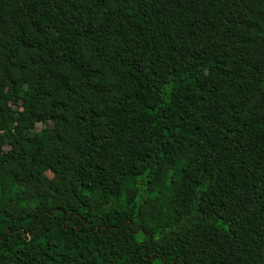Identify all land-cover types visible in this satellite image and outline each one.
<instances>
[{
  "label": "trees",
  "instance_id": "trees-1",
  "mask_svg": "<svg viewBox=\"0 0 264 264\" xmlns=\"http://www.w3.org/2000/svg\"><path fill=\"white\" fill-rule=\"evenodd\" d=\"M0 264H264V0H0Z\"/></svg>",
  "mask_w": 264,
  "mask_h": 264
},
{
  "label": "rangeland",
  "instance_id": "rangeland-1",
  "mask_svg": "<svg viewBox=\"0 0 264 264\" xmlns=\"http://www.w3.org/2000/svg\"><path fill=\"white\" fill-rule=\"evenodd\" d=\"M40 127L39 124L36 125V129H38ZM6 148V146L4 147ZM41 185H43V182L42 181H39ZM33 184H29L28 188H29V191L30 192H33V187H32Z\"/></svg>",
  "mask_w": 264,
  "mask_h": 264
}]
</instances>
